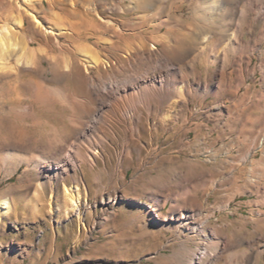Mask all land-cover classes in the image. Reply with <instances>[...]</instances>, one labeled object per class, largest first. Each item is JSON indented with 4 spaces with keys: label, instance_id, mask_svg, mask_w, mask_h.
I'll list each match as a JSON object with an SVG mask.
<instances>
[{
    "label": "rangeland",
    "instance_id": "rangeland-1",
    "mask_svg": "<svg viewBox=\"0 0 264 264\" xmlns=\"http://www.w3.org/2000/svg\"><path fill=\"white\" fill-rule=\"evenodd\" d=\"M86 1L89 2L0 0V26L12 24L14 15L25 14L24 26L15 30V34L19 33L17 38L25 35L34 48L47 46L48 55L53 53L61 60L70 54L68 40L73 43V56L79 41L93 45L114 58L107 69L94 70L95 76L107 79L132 73L133 56L125 53L123 45L125 39H133L137 28L149 36L154 34L150 24L159 25L161 34L170 28H184L193 11L187 0H160L145 10L128 11L111 9L120 0H97L108 3L109 8H100L107 19H101L105 26L99 30L87 24V17L82 14ZM25 7L37 13L47 26L59 22L74 31L59 36L44 34L26 15ZM262 28L260 22L254 30L246 31L244 44L249 47L240 49L235 58L229 56L226 66L201 64V76L187 71L188 76L185 70L192 88L182 83L183 72L178 66L184 62L180 61L175 70L159 68L157 73L170 79L169 84L157 87L159 96H151L152 76L146 75L144 89L134 90L132 84L112 98L115 109L112 112L105 107V115H110L102 125L103 131H89L91 141L105 140L100 148L106 157L93 167L87 165L78 180L40 183L31 167L0 160V197L10 196L15 205L10 214L0 217V264H189L198 245L204 246L207 237L209 241L216 240L213 230L221 240L233 241L247 238L256 230L264 231L263 153L249 156L251 141L261 126L254 128L244 116L232 133L217 138L211 111L214 98L211 91L197 87L199 81L211 82L212 77L219 80L222 72L227 88L240 82L253 88L264 87V70L259 65L264 62V39L259 36ZM106 38L110 41L103 42ZM223 45H218L220 51ZM170 55L175 61L178 59L172 51ZM251 56L253 60L249 62ZM50 61L48 57L47 65ZM41 84L58 86L66 92L77 86L67 79L56 81L51 70L36 74L33 79L30 75L0 76V154L23 151L34 155L44 149L52 153L56 150L49 146L68 144L60 138L69 136L72 111L60 104L40 101ZM220 98L228 99L226 95ZM134 102L135 115L126 116ZM93 108V103H85L81 113ZM225 118L222 128L227 123ZM16 143L21 148L12 150ZM119 154L124 156L122 164L117 161ZM65 185L79 187L81 216L76 211L65 212ZM34 195L41 203L38 212L30 209L29 200ZM199 212L202 213L197 215ZM184 213L207 221L202 235L197 236L186 227L176 228L175 220ZM246 249V244L230 249L221 254L216 264L239 260Z\"/></svg>",
    "mask_w": 264,
    "mask_h": 264
},
{
    "label": "bare ground",
    "instance_id": "bare-ground-1",
    "mask_svg": "<svg viewBox=\"0 0 264 264\" xmlns=\"http://www.w3.org/2000/svg\"><path fill=\"white\" fill-rule=\"evenodd\" d=\"M158 1L160 0H120L114 6L111 5L112 8H110L119 11H128V9L145 10ZM187 1L193 7L192 15L186 23L187 27L170 28L161 34L159 25L150 24L149 27L154 28V34L151 36L137 28L138 30L136 29L132 35L133 39L131 38L132 40L127 42L128 40L126 41L124 38L123 45L125 53L133 56L131 60L134 66L132 73L111 75L107 79L95 76L94 70L96 68L107 69L111 66V61H114V58L109 55L107 57L93 45L79 41L74 48L73 56V43L68 40L67 45L72 49L70 48V54L61 60L53 53L48 55L50 48L47 46L40 45L34 48L25 35H20V38H17L19 33L15 34V30L19 31L24 26L22 17L25 14L22 17L20 14L12 16L14 20L12 24H2L0 26V76L15 75L22 78L24 75H30L33 79L36 74L42 75L51 70L53 79L56 81L67 79L77 86L68 88V92H66L58 86L39 85L42 86L40 88L41 96L38 97L40 101L46 104H60L72 111V116L70 115L71 117L68 119V130L71 138L67 139L69 136L65 137L64 135L60 138L61 142L63 140L68 141L67 145L66 143H60L49 146L50 148L53 147L56 152L47 153L44 149L34 155H29L23 151H10L3 155L0 154V160L5 163L16 161L17 165L25 164L27 167H31L38 176L40 183L67 182L68 178L78 180L80 173H83L87 165L93 167L98 160L106 157L105 150L100 148V146H104L105 140L100 138L98 142L91 141L89 131H103L101 129L102 125L107 123L106 118L110 115H105V107L110 108L112 112L115 109L112 98H117L116 96L121 95L132 84L134 90L135 88L138 91L144 89L147 81L143 79L146 75L152 76L150 80L153 88L151 96H159L157 87H164L170 83L168 75L163 77V75L157 73L159 68L175 70L180 61L184 62V64L178 66V70L183 72H181L183 85L187 88L194 86L191 83L192 81L190 82L187 78L190 76L187 71L193 75L201 76V64L211 67L222 63L226 66L229 56L235 58L240 49L249 47L244 44V36L247 30H254L257 23H262L263 28L259 36L261 40L264 39V0H246L244 3H241L243 0ZM31 2L38 3L40 0H31ZM107 4L103 1L99 3L97 0H89L88 3L86 1L84 5L85 13L82 14L86 15L87 24L98 27L99 30L103 29L105 23L102 20L107 18L102 16L100 8L109 10ZM25 9L28 13L26 15L30 16L36 29L44 34L59 36L70 33L71 30L74 31L72 27L74 23L71 26L72 28H68L70 25L66 27L59 24V22L56 25L47 26L48 24L43 23L37 13L30 11L27 7ZM78 14L75 13V15ZM145 14L142 17H145ZM237 17H239V22H236ZM45 21L48 23V19ZM235 22L236 26L233 29ZM102 41L109 42L110 39L106 38ZM149 41L152 42L148 44ZM158 44H161L162 47H159ZM221 44H226L222 46V51H220L221 48L220 50L218 48V45ZM171 51L178 57L176 61L170 55ZM196 51L198 53L193 56ZM48 57L51 59L50 65L46 63ZM252 60L253 57H249V62ZM259 65L260 69L264 70V62ZM185 70L188 76L185 75ZM220 75L221 77L217 81L211 76V82H197V87L204 88L208 92L211 91L214 98L211 111L215 120V127H217V138L226 132L232 133L237 121L247 116L249 125L252 124L251 126L254 128L261 126L251 141L249 156L253 157L256 152L261 151L264 160V87L253 88L246 85L245 82H240L238 86L227 88L224 73L222 72ZM80 91L83 93L81 94ZM181 91L179 89L180 97L183 95ZM222 95H226L228 99L222 100L220 98ZM85 103H93L94 108L86 113L83 110V113H81V105ZM135 105L136 102L125 112L126 116L135 115ZM224 118L227 119V123L225 128H222L220 124ZM17 148H21L17 143L12 146V150H18ZM218 152L219 150H216V154H219ZM123 160L124 156L119 154L117 157L118 163L122 164ZM221 160L223 161V159ZM64 197L65 212L76 211L81 216L82 194L79 187L65 185ZM29 204L33 212H38L41 208L40 199L35 195L31 197ZM14 206V200L10 196L0 197V217L10 214L14 210ZM153 210L157 212L156 208H153ZM201 213L199 212L197 215ZM196 217L195 214L189 213L180 215L175 220L178 221L176 228L186 227L195 235H202L207 221L203 219L198 221ZM213 234L216 240L209 241V237H207L206 244L204 246L198 245L189 264H216L221 254H226L230 249L243 244H246V251L240 254L239 260L230 259L229 264H261L262 259H264V231L256 230L249 237L242 236L235 241L233 239L221 240L214 230Z\"/></svg>",
    "mask_w": 264,
    "mask_h": 264
}]
</instances>
